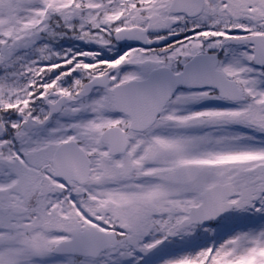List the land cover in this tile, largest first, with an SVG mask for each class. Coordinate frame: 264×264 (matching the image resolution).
<instances>
[{
  "label": "snow or ice",
  "instance_id": "obj_1",
  "mask_svg": "<svg viewBox=\"0 0 264 264\" xmlns=\"http://www.w3.org/2000/svg\"><path fill=\"white\" fill-rule=\"evenodd\" d=\"M0 264H264V0H0Z\"/></svg>",
  "mask_w": 264,
  "mask_h": 264
}]
</instances>
